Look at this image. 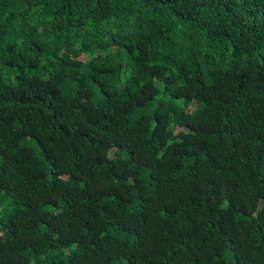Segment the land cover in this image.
<instances>
[{
  "label": "trees",
  "instance_id": "trees-1",
  "mask_svg": "<svg viewBox=\"0 0 264 264\" xmlns=\"http://www.w3.org/2000/svg\"><path fill=\"white\" fill-rule=\"evenodd\" d=\"M0 264H264V0H0Z\"/></svg>",
  "mask_w": 264,
  "mask_h": 264
}]
</instances>
